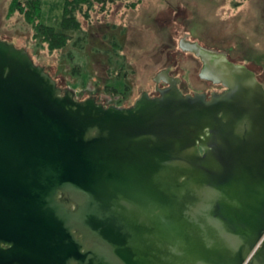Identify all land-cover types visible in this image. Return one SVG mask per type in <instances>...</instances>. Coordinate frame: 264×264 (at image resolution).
<instances>
[{
	"label": "water",
	"instance_id": "water-1",
	"mask_svg": "<svg viewBox=\"0 0 264 264\" xmlns=\"http://www.w3.org/2000/svg\"><path fill=\"white\" fill-rule=\"evenodd\" d=\"M179 26L124 106L0 36V264H264V85Z\"/></svg>",
	"mask_w": 264,
	"mask_h": 264
},
{
	"label": "rangeland",
	"instance_id": "rangeland-1",
	"mask_svg": "<svg viewBox=\"0 0 264 264\" xmlns=\"http://www.w3.org/2000/svg\"><path fill=\"white\" fill-rule=\"evenodd\" d=\"M42 21L60 26L65 0H44ZM12 0H0V36L27 47L62 88L73 87L80 100L96 92L122 106L135 100L136 85L149 90L147 74L166 61L159 51L174 48V30L190 32L204 48L245 62L264 85V0H142L100 5L79 14L82 30L68 45L49 50L25 17L9 14ZM182 80L194 91L212 89L195 81L196 67L182 59ZM161 87L165 83H160ZM152 91L151 93H155Z\"/></svg>",
	"mask_w": 264,
	"mask_h": 264
},
{
	"label": "trees",
	"instance_id": "trees-1",
	"mask_svg": "<svg viewBox=\"0 0 264 264\" xmlns=\"http://www.w3.org/2000/svg\"><path fill=\"white\" fill-rule=\"evenodd\" d=\"M141 1L65 0L63 17L58 27L46 24L41 20L43 14L42 0H12L9 14L21 13L25 17V20L33 26L35 31L34 37L37 39L40 38L47 44L49 50L55 51L65 48L74 38L75 34L82 30V22L79 18L80 13L88 16V11L98 5L104 8L107 4L118 2H128L132 7H135Z\"/></svg>",
	"mask_w": 264,
	"mask_h": 264
},
{
	"label": "flooded vegetation",
	"instance_id": "flooded-vegetation-1",
	"mask_svg": "<svg viewBox=\"0 0 264 264\" xmlns=\"http://www.w3.org/2000/svg\"><path fill=\"white\" fill-rule=\"evenodd\" d=\"M193 42H195V41H193ZM206 49V48H205ZM209 50V49H208ZM203 66H204V64H203ZM203 68V67H202ZM164 70H168L169 71V75L170 76H172V77H174V78H178L179 79V82H178V87L180 88V84H181V79L179 78V77H176V76H174V75H172V73H171V69L170 68H166V69H164ZM161 71H163V70H161ZM160 71V72H161ZM202 71V70H201ZM159 72V73H160ZM158 75V74H157ZM156 75V76H157ZM205 79V81H208V82H212V83H214L216 86H218L217 88H215V90H212L211 91V94H209L208 92H206V91H198V92H201V93H205L207 96H208V99H210L211 97H212V95H213V93H222V92H224L225 90H226V87L223 85V84H221V83H215L214 81H212V80H209V79H206V78H204ZM162 82H164L165 83V86L164 87H161V85H160V83H162ZM157 83V86H156V88H155V93H150L149 92V94H150V96H152V97H157V96H160V89H163V88H167V87H169V83H167V82H165V81H161L160 83H158V82H156ZM180 90H181V88H180ZM182 91V90H181ZM144 92V91H143ZM142 92V93H143ZM183 92V91H182ZM184 93V92H183ZM194 93H196V91L194 92ZM193 93V94H194ZM77 94H78V92H77ZM142 95V94H141ZM90 97H95L97 100H98V102H100V103H102V104H104L105 106H112V105H119V103L118 102H109V100L108 99H101V98H99V95H97V94H92ZM121 104V103H120ZM132 106V105H131Z\"/></svg>",
	"mask_w": 264,
	"mask_h": 264
},
{
	"label": "crops",
	"instance_id": "crops-1",
	"mask_svg": "<svg viewBox=\"0 0 264 264\" xmlns=\"http://www.w3.org/2000/svg\"><path fill=\"white\" fill-rule=\"evenodd\" d=\"M42 2H43V6L45 5V1L44 0H42ZM43 10H44V7H43Z\"/></svg>",
	"mask_w": 264,
	"mask_h": 264
}]
</instances>
